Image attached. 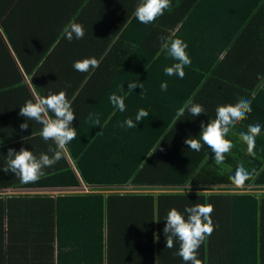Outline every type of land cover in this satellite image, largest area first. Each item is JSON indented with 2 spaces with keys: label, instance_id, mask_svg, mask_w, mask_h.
Returning <instances> with one entry per match:
<instances>
[{
  "label": "trees",
  "instance_id": "obj_1",
  "mask_svg": "<svg viewBox=\"0 0 264 264\" xmlns=\"http://www.w3.org/2000/svg\"><path fill=\"white\" fill-rule=\"evenodd\" d=\"M137 4L0 0V264H31L14 256L18 248L27 250L21 255L42 254L40 264H185L176 254L178 241L166 247L163 228L171 208L183 212L195 203L214 208V231L198 252L203 264L215 263L221 245L234 253L235 264H264V0H171L151 24L135 18ZM70 21L84 26L83 39L65 38ZM173 33L188 44L191 64L183 79L164 73L175 61L158 37ZM244 33L256 36L244 45L237 41ZM88 57L99 67L73 68ZM248 64L255 74L247 80L241 68ZM133 80L143 89L128 92ZM50 89L66 90L77 137L37 182L24 184L2 169L9 148L38 156L54 147L40 136L41 124L19 115L26 100ZM113 92L126 97V111L110 103ZM8 96L16 99V120L3 109ZM241 97L252 101V111L225 137L236 154L226 153L222 166L207 145L196 152L184 143L199 139L201 122L214 119L218 105ZM189 98L206 113L185 111L177 120ZM140 108L149 116L136 128L119 127L129 117L135 122ZM89 113L99 114L101 128L88 121ZM255 123L261 132L253 156L241 152L239 134ZM241 162L255 173L237 187L229 167Z\"/></svg>",
  "mask_w": 264,
  "mask_h": 264
},
{
  "label": "clouds",
  "instance_id": "obj_2",
  "mask_svg": "<svg viewBox=\"0 0 264 264\" xmlns=\"http://www.w3.org/2000/svg\"><path fill=\"white\" fill-rule=\"evenodd\" d=\"M170 7L171 0H138L133 14L140 23L151 24ZM64 33L65 38L71 42L74 38L83 39L85 30L81 23L70 21L65 26ZM174 37V33L158 37L161 41V51L166 52L175 61L170 67L164 68V73L168 76L176 75L183 79L186 75L185 67L191 64V59L186 51L188 44L184 40ZM99 63L100 61L95 57H88L74 61L73 68L78 72L87 73L99 67ZM167 86V81L162 82L161 90L167 91ZM136 87L143 89V83L137 80L128 82V92H132ZM125 98V96L113 92L109 96V101L114 108L124 112L126 111ZM251 103L250 99L241 97L234 104L218 105L215 109V118L209 119L206 124L201 122L199 139L186 138L184 143L196 152L207 145L214 153L215 163L222 164L225 160V154L234 147L232 141L225 139V137L230 129L236 126L237 122L246 119L251 113ZM185 111L193 117L206 113L203 105L195 103L191 98L186 100L177 110V120L184 116ZM19 115L25 117L26 121L34 120L41 124L40 136L46 142L51 141L54 147L50 146L47 152H41L38 156L24 147H21L19 151L9 148L6 167L2 170L14 173L24 184L35 183L45 174V168L54 166L63 158L66 146L76 139L77 132L72 127L75 111L72 107V101L67 98L66 90L53 92L50 89L46 96L34 95L33 99L26 100L20 107ZM148 116V111L140 108L135 115V122L129 117L120 123L119 127L136 128L137 123ZM87 119L93 126L102 127L99 114L89 113ZM20 128L26 130L28 123H22ZM260 132L261 125L255 123L248 125L246 132L239 134L240 139L246 143L247 152L250 155H255V141ZM254 173L255 170L250 173L241 162L237 165L234 175L230 176L229 179L235 186L242 187L247 180L253 177ZM213 211V205L210 203H195L186 206L183 212L175 207L167 212L166 224L163 228L166 247L173 248L178 241L179 248L176 254L181 257L185 264H203L198 258V252L206 238L210 237L214 231L211 220ZM155 222H159V219L157 218Z\"/></svg>",
  "mask_w": 264,
  "mask_h": 264
},
{
  "label": "crops",
  "instance_id": "obj_3",
  "mask_svg": "<svg viewBox=\"0 0 264 264\" xmlns=\"http://www.w3.org/2000/svg\"><path fill=\"white\" fill-rule=\"evenodd\" d=\"M243 1L245 2V0H243ZM249 1L250 0H247V2H249ZM251 36L253 38L256 35L253 34V33H244V34H242L240 36V38L237 41L239 43L245 45L248 42V38L250 39ZM254 53H256V52H254ZM257 58H255V59H257ZM255 59L253 60V62L255 61ZM253 62H251V63H253ZM250 64L243 65V67L241 68L242 69V76L245 79H247V80L250 79L255 74L251 70ZM15 95H17V94H15ZM14 96H11V97L8 96L6 99H3L2 100V106H3V109L5 110V112L7 113V115L9 116V118H12L13 120H16L17 119L16 112H17L18 107L16 106V103H17L16 102V99H15L16 96L15 97ZM262 102H264V97H262ZM256 116L261 117V114H258ZM256 138L258 140V137H256ZM241 142H242L241 143V152H243L245 154L248 153L247 152L246 143H244L243 141H241ZM231 153L236 154L235 144H234V147L229 152V155ZM156 157L158 158V152L157 151H156ZM211 157L214 160V155H212ZM234 158L235 157H233L232 159H234ZM223 164L224 163L219 164V166H222ZM229 168H234V170H236V167H231L230 166ZM249 180H251V179H249ZM249 180H248V182H249ZM25 247H27V246H25ZM5 249H6V247H5ZM31 249H34V248H31ZM22 250L27 251L26 248H18L17 251H16L17 253H14V256H18L19 259H20V261L21 260H25V261H27V263H29V261H31V259H32V263L31 264H40V263H37V260L42 258L41 257L42 254H38V253L35 254L34 251H28V252H25L24 255L23 254L21 255L19 253H21ZM259 252L262 253L261 250ZM2 256H4V251L2 252ZM13 259L14 260H12V261H15L17 258L16 257H13ZM214 261H215L214 264H235L234 262L236 261V259H235L234 253L227 246L221 245V246L216 247V249H215ZM260 261H264V257H262L260 259ZM1 263H4V262L2 261Z\"/></svg>",
  "mask_w": 264,
  "mask_h": 264
},
{
  "label": "rangeland",
  "instance_id": "obj_4",
  "mask_svg": "<svg viewBox=\"0 0 264 264\" xmlns=\"http://www.w3.org/2000/svg\"><path fill=\"white\" fill-rule=\"evenodd\" d=\"M249 171V170H248ZM228 177V176H227Z\"/></svg>",
  "mask_w": 264,
  "mask_h": 264
}]
</instances>
